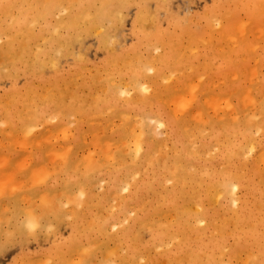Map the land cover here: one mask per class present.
Returning <instances> with one entry per match:
<instances>
[{
  "label": "bare ground",
  "instance_id": "1",
  "mask_svg": "<svg viewBox=\"0 0 264 264\" xmlns=\"http://www.w3.org/2000/svg\"><path fill=\"white\" fill-rule=\"evenodd\" d=\"M195 1L0 0V246L71 228L13 264H264V0Z\"/></svg>",
  "mask_w": 264,
  "mask_h": 264
},
{
  "label": "rangeland",
  "instance_id": "2",
  "mask_svg": "<svg viewBox=\"0 0 264 264\" xmlns=\"http://www.w3.org/2000/svg\"><path fill=\"white\" fill-rule=\"evenodd\" d=\"M198 1V2H197ZM208 2V1H207ZM195 4V5H194ZM199 5V6H198ZM200 5H201V1L200 0H196L195 1V3H193L192 5H191V9H190V7H189V14L190 13H194L195 11H197V10H199L200 9ZM196 6V7H195ZM193 8V9H192ZM96 56L97 55H94L93 56V54H92V56H91V58L92 59H94V58H96ZM200 62V61H199ZM19 83L21 82V79H19V81H18ZM2 84V85H1ZM6 86V81H0V92H1V90H2V88H4V86ZM84 128H86V126H84ZM7 129V128H6ZM8 130V129H7ZM90 136V135H89ZM90 139V137L88 138V140ZM88 146V150L87 149H85L86 150V153H87V151H89V149H91V150H93V147L90 145V144H88L87 145ZM86 146V147H87ZM17 148H18V146H16ZM85 147V148H86ZM92 147V148H91ZM16 149V148H15ZM89 153H91V152H89ZM83 155H85V154H83ZM78 156H81V155H78ZM24 157V156H23ZM33 157H35V156H33ZM20 160V159H19ZM29 160V159H28ZM27 162H31V159L29 160V161H27ZM20 163H22V162H20ZM17 165H19V164H17ZM17 165H14V166H12V168H10V170L11 169H13V170H7L6 171V173H10L11 172V174H14L13 176L11 175V177H13L14 179V181L11 183V182H9V183H7L8 184V187H7V185H5V187L7 188V190L5 189V190H3L2 189V192H4L3 193V196L1 195L0 196V208L1 207H3V205H2V203H4V201H5V208H7V206H8V208L10 209V208H14V206H15V201L13 202L12 200H14L13 198H11L10 197V195L9 194H7V192L6 191H8L9 190V186H13V187H10L11 189L10 190H13V188H14V194H17V193H19V192H23V191H25V192H29V191H31V189H32V180H29L28 178V180L26 179V180H22V177H23V175H22V172H21V170H20V167H18L19 168V171H16L18 168H16L17 167ZM15 169H14V168ZM50 168V167H49ZM51 170V169H50ZM57 170V169H56ZM55 170V171H56ZM15 171H16V173H15ZM53 171H54V169H53ZM53 172L54 174H52L51 176H49V179H48V181L50 182H48V181H45V182H43V186H42V184L40 185V189H43V188H45L46 186L48 187L50 184L51 185H53L54 186V189H59L60 188V182H61V180L60 179H62V178H64V175H63V173L62 172H60V171H57V172ZM1 172V171H0ZM18 173V174H17ZM50 173H52V171L50 172ZM56 173H57V175H56ZM62 174V175H61ZM18 175L19 176H22V177H18ZM59 175H61V177H58ZM5 177H0V181H3L4 179L6 180V181H8L10 178L7 176L6 177V174L4 175ZM15 176V177H14ZM16 176H17V178H16ZM51 177V178H50ZM19 178V179H18ZM59 178V179H58ZM2 179V180H1ZM21 179V180H20ZM51 180H52V182H51ZM23 182V184H22V182H21V185H20V183H19V187L20 188H22L24 185V187L25 188H27V189H20L19 187H18V185H16V184H13V183H15V182ZM28 181H29V185H31V186H28ZM59 181V182H58ZM3 183H5L4 181H3ZM47 183V184H46ZM53 183V184H52ZM13 184V185H12ZM16 188L18 189L17 191H15L16 190ZM58 194L56 195L58 198L60 197L59 196V194H60V192L59 191H57V190H55ZM1 191H0V193H2ZM8 192H10V191H8ZM56 194V193H55ZM6 195H8V196H6ZM29 195V194H28ZM37 197L38 195H33L32 197H31V199H34V202H38V200L40 201V199H39V196L35 199L34 197ZM57 197H56V199H57ZM62 197V196H61ZM1 198H3V199H1ZM30 199V200H31ZM21 201V202H20ZM27 202L29 201L28 199L26 200ZM66 202L65 201V199L62 197V202H60V206H64V208L66 207V204H67V202L66 203H64V202ZM10 202H13L12 204L10 203ZM16 202H18V206H19V208L20 209H22L23 207H27L28 205H29V203L30 204H34L33 203V200L32 201H30L29 203H28V205H27V203H25V200L24 199H18ZM39 203V202H38ZM20 205H21V207H20ZM27 205V206H26ZM10 206V207H9ZM4 208V207H3ZM10 210H12V209H10ZM21 213V214H20ZM21 217V218H20ZM22 217H23V215H22V212H20L19 211V214L17 215V219H22ZM53 219H55L54 217H52V215H50L49 216V221L51 222V224H54V225H52V229H50V231L48 232V231H46L43 227L41 228V230L40 231H38V232H40L39 234H38V236H36V237H33V238H30L31 237V235H15V237H14V240L11 242V243H9V244H7V245H3L4 246V248H2V246H0V264H13L15 261H17V259H18V257H20V256H32V255H36V254H41V253H45L46 251H50L51 250V247L53 248V246H55V245H64L65 244V242H66V240L70 237V233H71V228H69L68 227V225L67 226H65L66 224L65 223H60L59 224V226L57 227L56 225H55V222H54V220ZM18 221V220H17ZM3 227H5L6 228V225H2V228ZM60 227H61V229H60ZM63 227V228H62ZM68 227V228H67ZM5 228H3V229H5ZM40 229V228H39ZM70 229V230H69ZM44 230V231H43ZM48 230V229H47ZM60 230V231H59ZM43 231V232H42ZM45 231L48 233V235H50L51 233H52V236L50 235L49 237L47 236V237H44V238H42L44 235H45ZM70 233H69V232ZM0 232H4V231H0ZM53 232L55 233L54 235H53ZM60 232V233H59ZM58 234V235H57ZM62 234V235H61ZM59 235H61V236H59ZM69 235V236H68ZM54 236V237H53ZM58 236V237H57ZM2 237V234L0 235V241H2V240H4V235H3V239L1 238ZM25 237V238H24ZM51 237V238H50ZM27 238H29V239H27ZM47 238H48V240H47ZM55 238V240H53ZM25 239V240H24ZM31 239V240H30ZM38 239V240H37ZM44 239V240H43ZM22 240V241H21ZM23 240H24V242H23ZM42 240V241H41ZM45 240H47V241H45ZM18 241H20L19 243H18ZM21 242H23V243H21ZM19 244V245H18ZM22 244V245H21ZM51 244V245H50ZM53 244V245H52ZM49 245H50V247H49ZM7 246V248H5ZM22 246H24V247H22ZM21 248V249H20ZM4 249V250H3ZM21 251V252H20ZM39 251V252H38ZM23 252H24V254H23ZM30 254H28V253ZM31 252V253H30ZM34 252V253H33ZM35 252H37V253H35ZM22 255H21V254ZM20 254V255H19ZM27 254V255H26ZM73 259L72 260H75L76 261V257L74 256V257H72ZM11 259L13 260V261H11ZM19 263H20V261H19ZM18 263V264H19ZM21 264V263H20ZM52 264H56V260H54V262L52 263Z\"/></svg>",
  "mask_w": 264,
  "mask_h": 264
}]
</instances>
